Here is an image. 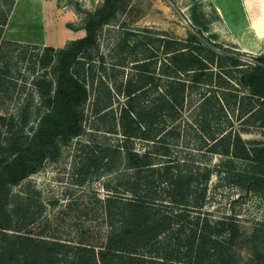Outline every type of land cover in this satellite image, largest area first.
I'll return each instance as SVG.
<instances>
[{
    "label": "trees",
    "instance_id": "trees-1",
    "mask_svg": "<svg viewBox=\"0 0 264 264\" xmlns=\"http://www.w3.org/2000/svg\"><path fill=\"white\" fill-rule=\"evenodd\" d=\"M6 3L0 38L14 0ZM117 6L118 0H103L88 13L84 35L56 50L54 90L43 94L50 108L37 131L17 136L6 150L0 146V264H225L239 228L231 217L212 220L204 210L211 176L264 187V174L234 163L264 165V142L243 137L264 130V50L249 53L217 42L202 23L185 39L160 30H123L132 67L123 88H115L124 98L117 119L121 135L151 141L163 152L80 144L86 159L98 157L97 147L106 171L117 172L102 200L104 232L95 242H71L57 236L48 217L37 222L40 205L12 186L53 158L59 143L81 134L88 90L76 68L97 46L98 31ZM183 133L196 152L173 150L171 156L169 147ZM215 155L225 160L211 166ZM82 169L80 185L88 181L89 161ZM257 232L263 248L258 264H264V222Z\"/></svg>",
    "mask_w": 264,
    "mask_h": 264
},
{
    "label": "rangeland",
    "instance_id": "rangeland-1",
    "mask_svg": "<svg viewBox=\"0 0 264 264\" xmlns=\"http://www.w3.org/2000/svg\"><path fill=\"white\" fill-rule=\"evenodd\" d=\"M9 0H0V14ZM45 2V1H44ZM43 2V3H44ZM54 9L38 5L35 0H14L0 38V146L6 150L17 136L31 137L38 129L41 116L48 108L43 94L54 90L56 50L72 30L82 29L88 13L95 12L103 0H52ZM46 4V3H45ZM69 29L65 24L71 19ZM58 10V11H57ZM264 0H118L117 13L98 31V44L85 52L76 68L77 78L86 86L88 99L82 109V132L59 143L53 158L45 159L37 171L12 186V191L40 205V218L48 217L58 237L71 242H95L104 232L102 200L106 197V182L117 172L106 171V161L97 152L110 144L126 146L142 152H163L160 146L139 138L125 139L121 135L118 115L124 104L121 93L132 64L129 48L120 38L123 30L165 31L177 39L203 24L206 35L224 45L236 44L240 50L257 52L264 46ZM70 27H73L70 28ZM71 29V30H70ZM6 31V32H5ZM5 32V34H4ZM21 40L24 42H17ZM48 46H44V45ZM66 44L63 46L65 47ZM245 139L264 142V130L243 134ZM191 137L184 133L175 148L179 153H195ZM172 140L170 141V143ZM97 146V158L86 159L80 144ZM174 143V141H173ZM85 150V149H84ZM100 154V153H99ZM1 158V156H0ZM225 160L212 156L209 164L217 166ZM89 161L88 181L80 185L79 172ZM237 169L249 174H264V165L256 166L234 160ZM213 174L208 184L204 210L212 220L231 217L238 225L237 238L230 245L225 264H258L262 244L258 237L259 222H264V187H239Z\"/></svg>",
    "mask_w": 264,
    "mask_h": 264
},
{
    "label": "crops",
    "instance_id": "crops-1",
    "mask_svg": "<svg viewBox=\"0 0 264 264\" xmlns=\"http://www.w3.org/2000/svg\"><path fill=\"white\" fill-rule=\"evenodd\" d=\"M37 3H38V5L40 6H42L43 7V9L45 8V7H49L50 6V8H53L54 9V4H52V0H35ZM45 1V2H44ZM44 2V3H43ZM46 3V4H45ZM46 9V8H45ZM69 8L66 6V9H64V10H59V12H66V13H69L70 14V16H71V19L68 21V23H66L65 25V28H67V29H69L68 27H69V25L70 26H72L73 25V17L75 16V14L72 12V11H70L69 12ZM58 11V10H57ZM261 14H262V18H264V12L263 11H261ZM72 24V25H71ZM9 26H10V20H8V22H6V31H8L9 30ZM70 28H72L73 29V27H70ZM71 30V29H70ZM80 30H82V29H77V28H75V29H73L72 30V32H73V34L75 33L76 35H74V36H72V37H70V36H66V37H64L63 39H62V41H61V45L60 46H58V45H53V46H51V47H63L68 41H71V40H74V39H77V38H80V37H82L83 35H84V33L82 32V34L81 35H78L77 33L80 31ZM5 31V32H6ZM5 32H4V34H5ZM10 39V38H9ZM10 40H13V41H17V42H24L25 43V41H21V40H14V39H10ZM41 45H44V44H41ZM44 46H48V45H44ZM264 50V46L262 47V49H260L259 51H257V52H252V53H260V52H262ZM249 53H251V52H249Z\"/></svg>",
    "mask_w": 264,
    "mask_h": 264
},
{
    "label": "water",
    "instance_id": "water-1",
    "mask_svg": "<svg viewBox=\"0 0 264 264\" xmlns=\"http://www.w3.org/2000/svg\"><path fill=\"white\" fill-rule=\"evenodd\" d=\"M66 3V0H61V4H65Z\"/></svg>",
    "mask_w": 264,
    "mask_h": 264
}]
</instances>
